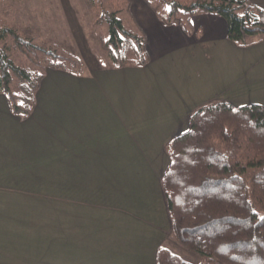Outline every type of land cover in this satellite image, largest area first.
<instances>
[{
  "label": "crops",
  "instance_id": "1",
  "mask_svg": "<svg viewBox=\"0 0 264 264\" xmlns=\"http://www.w3.org/2000/svg\"><path fill=\"white\" fill-rule=\"evenodd\" d=\"M129 10L146 64L48 69L24 119L0 93V264H156L172 239L166 144L211 100L264 107V34L240 44L213 13L186 26Z\"/></svg>",
  "mask_w": 264,
  "mask_h": 264
},
{
  "label": "trees",
  "instance_id": "2",
  "mask_svg": "<svg viewBox=\"0 0 264 264\" xmlns=\"http://www.w3.org/2000/svg\"><path fill=\"white\" fill-rule=\"evenodd\" d=\"M154 11L156 6L145 0ZM128 2L124 0L125 5ZM162 23L181 24L183 13L208 12L227 21V37L246 44L264 34V9L248 0H162ZM4 0H0V9ZM119 4L102 10L98 22L108 26L104 46L112 67L148 62L146 35L128 30L118 17ZM159 15V14H158ZM40 68L16 64L0 48V93L13 113L28 117L48 69L82 74L78 57L61 55L20 36L12 27L0 30ZM16 78L18 91L11 84ZM170 163L162 176L173 236L188 249L205 256L199 264H264V107H235L214 99L189 117V128L165 146ZM156 264H193L166 247H159Z\"/></svg>",
  "mask_w": 264,
  "mask_h": 264
},
{
  "label": "rangeland",
  "instance_id": "3",
  "mask_svg": "<svg viewBox=\"0 0 264 264\" xmlns=\"http://www.w3.org/2000/svg\"><path fill=\"white\" fill-rule=\"evenodd\" d=\"M123 1L4 0V6L0 9V30L7 26L15 28L21 37L29 39L39 46L48 49L55 48L58 53L64 56L78 57L82 62L81 71L87 72L91 61H96L103 66L113 65L108 56V50L104 46V41L108 38L107 23L97 21L102 10L113 9L119 4L120 10L117 13L118 17L122 19L124 27L139 34L142 33L130 13L131 0H127L126 5L122 3ZM150 1L158 9L156 16L159 19L160 17L161 19L166 18V4L162 0ZM190 15V13H183L177 18L189 26L187 20ZM0 48H3L10 58L23 68L37 67L41 69V65H43V63L34 64L24 52L18 49L10 36L0 37ZM17 83L14 78L11 84L14 92H19ZM171 238V242L166 243L163 247L176 253L182 259L193 264H199L205 259L201 253L182 245L172 232ZM167 245L169 246L167 247ZM206 264L218 263L207 261Z\"/></svg>",
  "mask_w": 264,
  "mask_h": 264
}]
</instances>
